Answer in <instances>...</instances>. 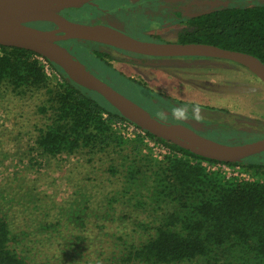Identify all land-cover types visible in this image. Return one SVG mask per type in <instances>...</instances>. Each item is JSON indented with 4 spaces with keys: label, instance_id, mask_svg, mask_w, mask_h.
<instances>
[{
    "label": "trees",
    "instance_id": "trees-1",
    "mask_svg": "<svg viewBox=\"0 0 264 264\" xmlns=\"http://www.w3.org/2000/svg\"><path fill=\"white\" fill-rule=\"evenodd\" d=\"M84 7L95 10L88 3ZM190 22L193 31L181 35V42L207 43L248 53L264 64V3L225 7L191 18ZM91 53L94 62L103 61L95 51ZM202 58L238 67L231 60ZM43 61L58 76L51 78ZM237 70L251 80L257 78L242 65ZM110 71L120 78L108 83L110 86L160 116L153 103L163 100L160 93L145 82ZM257 83L251 90L248 87L254 99L264 94V84L260 80ZM0 87L16 95L42 96L36 113L44 122L37 127L33 140L39 155L54 158L83 154L88 161L94 156L107 159L106 172L120 182L116 197L143 215L136 224L141 239L126 248V260L144 264H178L197 259L207 264H264V152L241 162H223L191 153L144 130L146 137L174 151L172 155L155 157L139 134L127 137L113 127L118 121L128 120L102 96L76 84L58 65L24 48L0 45ZM170 99L165 102L172 112L183 107L196 117L192 107L198 105L197 119L216 125L222 124L221 118L203 117L201 111L212 115L226 114L228 110ZM255 105L263 107L264 99ZM240 136L250 142L263 135ZM215 163L237 166L246 177H226L220 170L207 169L206 165ZM83 201L86 209L87 199ZM81 213L79 209L74 212L80 223ZM13 239L7 219L0 216V264H28L10 246Z\"/></svg>",
    "mask_w": 264,
    "mask_h": 264
},
{
    "label": "rangeland",
    "instance_id": "rangeland-1",
    "mask_svg": "<svg viewBox=\"0 0 264 264\" xmlns=\"http://www.w3.org/2000/svg\"><path fill=\"white\" fill-rule=\"evenodd\" d=\"M222 1L211 0L205 7H217ZM83 13L88 14V10ZM100 18L99 23H112L108 15ZM97 21L93 18L91 23ZM37 28L46 29L41 25ZM123 59L128 58L118 56L116 64L145 79L155 92L228 109L226 114L211 115L204 110L201 115L240 125L243 130L239 132L248 136L264 135V106L255 105V102L262 104L264 94L254 99L250 90L258 86L259 80L249 72L257 81L239 72L237 68L241 65L230 61L238 66L235 69L225 63L194 58L197 60H170L159 66L134 67L123 65ZM54 73L57 75L53 72L49 76L53 78ZM41 99L39 94L21 96L0 87V216L7 219L14 237L10 246L28 264H144L126 260V248L137 245L141 239L136 224L143 215L116 197L120 182L106 172L107 159L94 156L88 161L83 154L50 158L37 153L33 140L37 127L44 122L36 113ZM159 109L171 111L164 102ZM237 115L243 116V120ZM183 123L174 124L197 135L206 130L193 120ZM234 167L233 171L239 175L238 167ZM114 196L115 200H111ZM84 199L88 202L86 209ZM77 209L83 211L81 223L74 218ZM178 264L207 263L197 259Z\"/></svg>",
    "mask_w": 264,
    "mask_h": 264
},
{
    "label": "water",
    "instance_id": "water-1",
    "mask_svg": "<svg viewBox=\"0 0 264 264\" xmlns=\"http://www.w3.org/2000/svg\"><path fill=\"white\" fill-rule=\"evenodd\" d=\"M93 0H0V45L31 50L58 65L76 84L96 92L128 121L158 138L205 158L223 162H241L244 158L264 152V137L241 144H217L221 151L211 152L174 133L173 124L163 122L148 110L92 74L68 49L59 43L76 39L98 42L142 55L172 57H213L234 61L264 84V64L255 56L205 43H155L141 41L103 23H82L62 16L65 8H80ZM51 22L55 29H39L31 22Z\"/></svg>",
    "mask_w": 264,
    "mask_h": 264
},
{
    "label": "flooded vegetation",
    "instance_id": "flooded-vegetation-1",
    "mask_svg": "<svg viewBox=\"0 0 264 264\" xmlns=\"http://www.w3.org/2000/svg\"><path fill=\"white\" fill-rule=\"evenodd\" d=\"M210 1L211 0H93L87 3L95 10H88V14L86 15H84V13L82 15V11L87 10L85 7L84 9L82 8L84 5L77 9L65 8L61 11V14L71 21L85 22L89 24L93 18H96L98 21L92 23H99L101 21L100 15H108L112 17V23H110L112 27L141 41L155 43H195L181 42L180 40L181 35L193 31L194 27L190 22L191 18L225 7H253L256 4L264 3V0H223L217 7L206 8L205 4ZM31 25L36 27L39 25L45 26L46 29L56 28V26L51 22L36 21L31 22ZM59 43L65 46L70 54L75 59L79 60L88 71L107 83L120 80L118 75L111 73V69L120 73L122 76L145 82V79L136 77L131 73H127L124 69L119 67L115 61L118 56L128 58L123 59V65L124 63L132 64L134 67L142 65L159 66L170 60L192 61L198 59L197 56L161 57L142 55L98 42L76 39L62 40L59 41ZM87 46L89 47V51L86 50ZM92 51H95L97 55L99 54L103 61L94 62L91 58ZM162 99L163 100H153L154 107L160 112V116H154L159 120L169 124L181 121L184 122L183 124H186V120H193L206 128L200 136L208 139H211L210 137H214L216 139L211 140L223 144H238L244 142L243 138L240 136L242 132H239L243 130L240 125H230L227 121L222 122L221 125L207 123L206 121L198 120L190 113L187 114L186 118L178 117L172 111L159 109V105L161 103H167L165 100L169 102L171 100L167 95H162ZM176 120L177 122H175ZM239 120L242 121L243 119L239 118ZM235 136L237 138H234ZM263 137L264 135L261 138Z\"/></svg>",
    "mask_w": 264,
    "mask_h": 264
},
{
    "label": "built area",
    "instance_id": "built-area-1",
    "mask_svg": "<svg viewBox=\"0 0 264 264\" xmlns=\"http://www.w3.org/2000/svg\"><path fill=\"white\" fill-rule=\"evenodd\" d=\"M44 68L46 73L49 75L53 73V71L49 68V66L43 61ZM55 74V73H54ZM113 127L122 135L127 137H134L135 135L139 134L143 137L144 142L147 144L148 147L152 150V154L155 157L160 158L161 155H172L174 151L169 147L164 146L163 144L156 142L148 137L145 136L144 130L136 127L133 123L128 121H118L112 124ZM207 169L210 170H220L226 177L228 176H237V171H233L235 167H229L225 164L215 163V164H208L206 165ZM240 176L246 177L244 173H240Z\"/></svg>",
    "mask_w": 264,
    "mask_h": 264
},
{
    "label": "bare ground",
    "instance_id": "bare-ground-1",
    "mask_svg": "<svg viewBox=\"0 0 264 264\" xmlns=\"http://www.w3.org/2000/svg\"><path fill=\"white\" fill-rule=\"evenodd\" d=\"M69 3L73 4V0H67ZM93 92V91H92ZM170 129L176 133L177 135H179L180 137L186 139L187 141H190L191 143L202 147L208 151L211 152H219L221 151V148L215 144L212 141L206 140L202 137H200L199 135H197L196 133L192 132L191 130L179 125V124H173L171 125Z\"/></svg>",
    "mask_w": 264,
    "mask_h": 264
},
{
    "label": "clouds",
    "instance_id": "clouds-1",
    "mask_svg": "<svg viewBox=\"0 0 264 264\" xmlns=\"http://www.w3.org/2000/svg\"><path fill=\"white\" fill-rule=\"evenodd\" d=\"M199 106L198 105H194L192 107V112L194 114H196V118H199ZM174 114L178 117H184L186 118L187 117V114H188V110L186 108H183V107H177L175 110H174Z\"/></svg>",
    "mask_w": 264,
    "mask_h": 264
}]
</instances>
